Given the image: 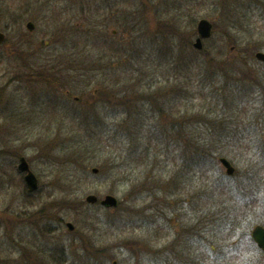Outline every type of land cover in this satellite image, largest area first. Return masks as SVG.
<instances>
[{"label": "rangeland", "instance_id": "1", "mask_svg": "<svg viewBox=\"0 0 264 264\" xmlns=\"http://www.w3.org/2000/svg\"><path fill=\"white\" fill-rule=\"evenodd\" d=\"M0 31V264H264V0H0Z\"/></svg>", "mask_w": 264, "mask_h": 264}, {"label": "water", "instance_id": "2", "mask_svg": "<svg viewBox=\"0 0 264 264\" xmlns=\"http://www.w3.org/2000/svg\"><path fill=\"white\" fill-rule=\"evenodd\" d=\"M27 27L30 30H33L35 25L32 22H29L27 24ZM197 30H198V37L194 42V47L201 50L204 47V40L212 36L214 25L207 18H202L198 22ZM5 37H6L5 33L0 32V44L5 40ZM256 58L261 61H264V52L258 51L256 53ZM221 162L226 167L227 174L233 175L235 172V167L231 164V162L225 157L221 158ZM18 169L22 172H26L25 181L27 184L28 191L33 192L37 190L39 187L38 177L30 168L29 162L24 156L20 158ZM98 171H99L98 168L96 167L92 168V172L98 173ZM85 200L90 204H95L98 202L99 198L95 194H88ZM100 203L106 207H115L118 204V199L115 196L108 194L105 196L104 199L100 201ZM67 226L69 230L74 229V224L72 222H68ZM252 235L254 240L258 243V245L264 249V227L262 225H257L254 228Z\"/></svg>", "mask_w": 264, "mask_h": 264}, {"label": "flooded vegetation", "instance_id": "3", "mask_svg": "<svg viewBox=\"0 0 264 264\" xmlns=\"http://www.w3.org/2000/svg\"><path fill=\"white\" fill-rule=\"evenodd\" d=\"M62 63L63 62H61L57 65V71H59L60 73H63V74L65 73L67 75V77L72 76L74 78L77 75V73L79 72L75 66L71 67V68H67L65 71L64 68L60 67V65ZM27 65H28L29 69H25L23 72L19 73L20 79L25 80V82H27V81L32 82V79L37 76L39 81H43V82H46L48 84V81L45 79L47 77V74H38V73H42L43 71H48L47 66L49 64L48 65L42 64L39 66V68H36V67L34 68L33 63H29ZM55 78H56V80H55V82L53 81L54 83L52 86H55L57 88H61V90H64L67 87V84H65L66 83L65 80L63 78H61V76L58 74H57V76L55 75ZM69 85H71V84H68V86ZM67 92H69V89H67ZM76 99H78V98L76 97ZM23 175H24V173H23ZM256 247H257L259 252L264 254V250L261 247H259V245L257 243H256Z\"/></svg>", "mask_w": 264, "mask_h": 264}, {"label": "trees", "instance_id": "4", "mask_svg": "<svg viewBox=\"0 0 264 264\" xmlns=\"http://www.w3.org/2000/svg\"><path fill=\"white\" fill-rule=\"evenodd\" d=\"M187 66H190L189 64H186ZM38 74H44V72L42 73H38ZM53 75V74H52ZM57 76V75H56ZM47 80V77L45 78ZM48 81V80H47Z\"/></svg>", "mask_w": 264, "mask_h": 264}]
</instances>
